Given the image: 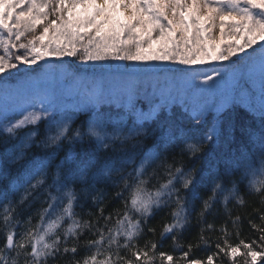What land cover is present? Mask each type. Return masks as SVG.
Masks as SVG:
<instances>
[{"label":"snow or ice","instance_id":"6c2138e0","mask_svg":"<svg viewBox=\"0 0 264 264\" xmlns=\"http://www.w3.org/2000/svg\"><path fill=\"white\" fill-rule=\"evenodd\" d=\"M65 57L175 87L112 117L65 102ZM0 95V264H264V0H0Z\"/></svg>","mask_w":264,"mask_h":264},{"label":"rangeland","instance_id":"374dc122","mask_svg":"<svg viewBox=\"0 0 264 264\" xmlns=\"http://www.w3.org/2000/svg\"><path fill=\"white\" fill-rule=\"evenodd\" d=\"M64 60L66 78L62 82L61 87L64 90L65 102L69 104L79 102L84 99L86 95L90 94L91 90L99 87L103 88L106 94L109 92L116 93L115 98L106 99L100 106L110 105L114 110L120 113L125 112L126 109L122 107L119 92L125 85L131 83L133 88L139 93L138 104H140L137 106L146 110L148 105L144 95L145 92L151 94L155 91L158 95L159 92L166 87H175V85H169L167 83L171 73L163 70V65L157 68L155 63L148 68H144L143 66H137L128 62L111 61L110 63L113 66L112 74H106L105 79L101 82L91 72V64H81L71 57H65ZM171 67L180 66L174 65ZM197 67L203 70L206 69L207 66ZM86 69L88 70L86 71ZM72 73H76L79 78H74L71 75ZM57 76L59 77V73H57ZM255 87L259 89L258 81ZM2 105L3 97L0 95V106ZM174 105L181 106L179 102Z\"/></svg>","mask_w":264,"mask_h":264},{"label":"trees","instance_id":"16d2710c","mask_svg":"<svg viewBox=\"0 0 264 264\" xmlns=\"http://www.w3.org/2000/svg\"><path fill=\"white\" fill-rule=\"evenodd\" d=\"M139 104H138V106H139ZM100 107L103 109V111L107 115H110L112 117H115L117 114L120 113V112L114 110L110 105H103V106H100ZM173 111H174V113L176 115H179V114H181L183 112V108L181 106H179V105H173ZM81 115H85V114L84 113H81ZM165 115H167V113H165ZM256 119H258V117H256ZM118 207H121V205L119 204V202H117L116 204H113L112 207L108 208V210L105 212V215H107L108 212L113 211L114 209H116ZM76 211L78 213H80L81 212V209L80 208H77ZM85 211H87V209ZM163 215H164L163 213H160L159 215L156 216V218L154 220H152L150 222L149 226L150 227H155L156 230H157L156 231V235L155 236H153L152 234L144 235L141 239L138 240V243L141 246H143V244H144V242L146 240H154V239H157L159 237V231H160V229L162 227V223H163V220H162ZM83 218L84 219H87L88 217L87 216H84ZM198 231H199V228L196 225L195 217H193L192 226L190 227V229L188 230V232L185 233V237L184 238H181V240L179 241V243L186 244L187 239H191L193 236L197 235ZM206 235H209V234L206 233ZM210 235H212L213 239H215V237L219 236L220 233L217 231L216 233H211ZM249 237H251L252 239H255V236H252L251 232H249V230H248L247 225L245 224L243 226V231L241 233L240 238L247 240ZM121 243H123V241H121ZM193 243H195V241H193ZM172 247H173V242L171 240V237H168L167 240H164L163 241V247H161L160 249H158V251H170L172 249ZM82 254H84V253H82ZM172 254H174L177 257L179 256V252H174ZM205 254L206 253L203 252V251H197V252H194L193 253V258H200V257H202ZM225 261H227V258H225ZM156 264H159V260L156 261ZM217 264H221V262L220 261H217ZM227 264H230V261H228ZM237 264H243V257H240L239 258Z\"/></svg>","mask_w":264,"mask_h":264}]
</instances>
